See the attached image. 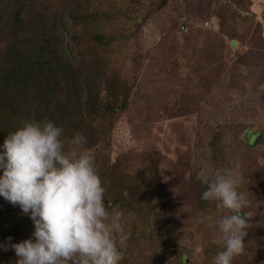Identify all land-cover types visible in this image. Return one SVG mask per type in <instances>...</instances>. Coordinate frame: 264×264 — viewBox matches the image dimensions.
<instances>
[{
  "label": "rangeland",
  "instance_id": "rangeland-1",
  "mask_svg": "<svg viewBox=\"0 0 264 264\" xmlns=\"http://www.w3.org/2000/svg\"><path fill=\"white\" fill-rule=\"evenodd\" d=\"M106 1V14L135 20L106 57L118 120L91 151L106 207L125 214L121 264H212L225 246L218 222L231 213L217 201L200 205L197 172L225 168L250 213L233 264H264V0ZM4 47L0 37V54ZM6 138L0 123V146ZM115 163L132 186L127 199L110 190ZM34 231L0 197V264H16L12 245Z\"/></svg>",
  "mask_w": 264,
  "mask_h": 264
},
{
  "label": "clouds",
  "instance_id": "clouds-1",
  "mask_svg": "<svg viewBox=\"0 0 264 264\" xmlns=\"http://www.w3.org/2000/svg\"><path fill=\"white\" fill-rule=\"evenodd\" d=\"M63 134L51 120L26 119L0 146V197L18 205L35 228L33 238L12 245L16 264H121L128 240L125 214L106 207L86 136L76 133L66 147ZM197 179L206 186L201 199L231 213L218 222L225 246L212 264H233L247 247L246 194L232 169H201Z\"/></svg>",
  "mask_w": 264,
  "mask_h": 264
},
{
  "label": "trees",
  "instance_id": "trees-1",
  "mask_svg": "<svg viewBox=\"0 0 264 264\" xmlns=\"http://www.w3.org/2000/svg\"><path fill=\"white\" fill-rule=\"evenodd\" d=\"M96 1L91 10L88 0H0V123L7 136L26 119H47L63 127L66 147L81 132L93 151L111 133L119 113L106 57L130 39L135 20L106 14L108 1ZM95 55L99 59L88 61ZM115 165L110 190L128 198L132 186ZM199 184V203L208 205L213 201L201 199L206 186Z\"/></svg>",
  "mask_w": 264,
  "mask_h": 264
}]
</instances>
